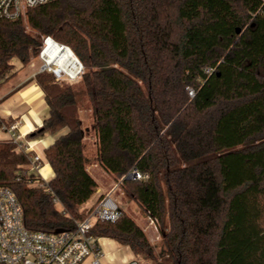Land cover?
Instances as JSON below:
<instances>
[{
	"label": "trees",
	"instance_id": "obj_1",
	"mask_svg": "<svg viewBox=\"0 0 264 264\" xmlns=\"http://www.w3.org/2000/svg\"><path fill=\"white\" fill-rule=\"evenodd\" d=\"M47 36L83 69L76 81L47 68L31 78L49 115L28 137L59 134L45 150L53 179L31 169V152L0 140V185L25 225L54 232L88 213L98 183L87 168L85 93L101 165L158 220L163 243L156 251L125 211L90 234L130 246L139 264H264L261 0H49L0 20V77L15 74L14 59L39 57ZM132 169L148 176L127 178Z\"/></svg>",
	"mask_w": 264,
	"mask_h": 264
},
{
	"label": "built area",
	"instance_id": "obj_2",
	"mask_svg": "<svg viewBox=\"0 0 264 264\" xmlns=\"http://www.w3.org/2000/svg\"><path fill=\"white\" fill-rule=\"evenodd\" d=\"M49 0H0V20H13L26 14L27 9L48 2ZM264 5V0H261ZM50 36L43 39L40 56L44 60L42 69H51L57 77L58 72L47 63L43 54ZM82 71V67H80ZM212 69H207L211 72ZM79 72V71H78ZM78 74V73H77ZM193 94V90H190ZM17 119L8 120L0 116V129L9 134V141L18 151L30 153L31 142L19 131ZM31 169L41 174V157L30 153ZM128 176L133 179L146 178V173L132 169ZM47 183V182H46ZM122 215V208L113 195V190L103 194L92 205L87 215L75 219L71 228L60 232L34 230L24 223L23 209L14 191L0 185V264H81L87 257H92V264H101L102 248L98 238L90 234L96 221L115 222ZM125 264H139L134 259Z\"/></svg>",
	"mask_w": 264,
	"mask_h": 264
},
{
	"label": "crops",
	"instance_id": "obj_3",
	"mask_svg": "<svg viewBox=\"0 0 264 264\" xmlns=\"http://www.w3.org/2000/svg\"><path fill=\"white\" fill-rule=\"evenodd\" d=\"M28 64L25 67V71L22 73L15 74L4 80L7 76L0 77L2 85L0 86V116L5 119H17L20 122L19 131L22 135L31 142V152L37 153L41 157V174L40 176L45 182L50 181L55 176L53 168L46 158L45 150L51 145L59 134L44 133L36 138H29L28 136L33 133L38 127L41 126L43 120L49 115V107L45 99V94L41 86L36 80H31L34 77L36 71L30 72ZM90 111V109H89ZM92 111V110H91ZM89 114V112H87ZM82 123L84 120V113L81 111ZM84 125V124H83ZM88 128V126L84 125ZM91 130L86 132V146L85 152L88 160V170L94 176L98 183V188L95 196L90 200L86 207L89 208L94 205L99 197L107 191V187H104L105 181L101 183L103 173L108 177L114 179V176L105 169L98 159V148H97V135L95 129L92 126ZM93 131L94 136L90 139L91 132ZM4 135L0 140H8L9 134L3 132ZM92 141V145L95 146V151L91 152L88 147V140ZM95 171V175L94 172ZM103 172V173H101ZM106 176V177H107ZM117 198V196H116ZM59 208L61 204L58 203ZM99 244L102 248L101 264H125L134 260V253L130 246L119 245L114 239L110 237H99ZM92 257H87L81 264H92Z\"/></svg>",
	"mask_w": 264,
	"mask_h": 264
},
{
	"label": "rangeland",
	"instance_id": "obj_4",
	"mask_svg": "<svg viewBox=\"0 0 264 264\" xmlns=\"http://www.w3.org/2000/svg\"><path fill=\"white\" fill-rule=\"evenodd\" d=\"M31 64L28 71L33 72V71H39V70H43L42 66L44 64V60L42 59L41 56H36L34 58L31 59L30 61ZM29 63V64H30ZM13 64L14 67L12 69V71H16L17 74L22 73L23 71H25V69L27 67L23 66V64L17 60L14 59L13 60ZM83 65V64H82ZM52 68H55L54 66H52ZM51 70V69H50ZM81 69H79V72H77L78 74L75 75V77H72L66 73H64L63 75L68 76L72 81L73 80H78L80 77V74L82 73V71H80ZM53 71V70H52ZM4 76H1L5 77ZM80 105L82 107V111L84 113V120H83V124L86 126H88V128H86L87 130H91L92 126H93V122H94V117H93V113L91 111V101L88 97L87 94L83 93L80 100ZM90 109V111H89ZM87 112H89V114H87ZM9 120V119H8ZM13 120V119H10ZM5 131L0 129V139H2L3 135ZM94 136L93 131L91 132L90 135V139L92 140V137ZM88 140V147L90 148L91 152L95 151V146L92 145V141ZM93 171V169H92ZM94 175H95V171ZM103 173V172H101ZM106 174H102L100 175V177H102L101 183H103V181H105V184H103L104 187H107V192L113 190V195L116 198V200L119 202L120 207L122 208V211H125L127 213H129L131 216H133L136 221L141 225V227L144 229L147 237L149 238L150 242L154 245L155 250L156 251H160L161 247H162V243H163V239H162V233L160 230V225L158 223V220H156L155 218H152L151 216H149L146 212H144V210L141 208V206L139 205V203L129 194L128 191H126V188L122 187V185L120 184V182L118 180H116L115 178L112 179L110 177H106ZM128 176V174H127ZM104 193V194H105ZM103 195V194H102ZM134 259H139L136 256L134 257ZM141 262L143 264H150V262H147L145 260L141 259Z\"/></svg>",
	"mask_w": 264,
	"mask_h": 264
},
{
	"label": "bare ground",
	"instance_id": "obj_5",
	"mask_svg": "<svg viewBox=\"0 0 264 264\" xmlns=\"http://www.w3.org/2000/svg\"><path fill=\"white\" fill-rule=\"evenodd\" d=\"M43 54L47 63L54 66L60 73L75 77L81 67L73 50L69 47L61 46L52 37L48 38Z\"/></svg>",
	"mask_w": 264,
	"mask_h": 264
},
{
	"label": "water",
	"instance_id": "obj_6",
	"mask_svg": "<svg viewBox=\"0 0 264 264\" xmlns=\"http://www.w3.org/2000/svg\"><path fill=\"white\" fill-rule=\"evenodd\" d=\"M57 42V41H56ZM57 43H59V42H57ZM61 44V46H65V47H69V46H67V45H65V44H62V43H60ZM70 48V47H69ZM78 58V57H77ZM78 60H79V58H78ZM79 62H80V64H81V67L83 68V65H82V62L79 60ZM127 178H130V176H126ZM63 230V228H58V229H56L55 230V232H60V231H62Z\"/></svg>",
	"mask_w": 264,
	"mask_h": 264
}]
</instances>
